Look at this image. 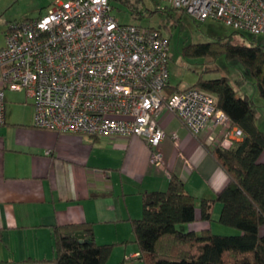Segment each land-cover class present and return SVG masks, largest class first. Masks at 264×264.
I'll use <instances>...</instances> for the list:
<instances>
[{
	"label": "built area",
	"instance_id": "built-area-1",
	"mask_svg": "<svg viewBox=\"0 0 264 264\" xmlns=\"http://www.w3.org/2000/svg\"><path fill=\"white\" fill-rule=\"evenodd\" d=\"M192 19H208L253 36L264 35V0H162ZM169 40L157 30L119 23L109 0H55L34 19L13 22L0 47V125L5 90L23 91L35 128L93 137H140L150 162L164 169L157 149L166 133L162 110L190 135L208 125L206 144L229 146L242 137L198 87L170 94ZM171 140L177 144L176 134ZM165 170V169H164Z\"/></svg>",
	"mask_w": 264,
	"mask_h": 264
},
{
	"label": "crops",
	"instance_id": "crops-1",
	"mask_svg": "<svg viewBox=\"0 0 264 264\" xmlns=\"http://www.w3.org/2000/svg\"><path fill=\"white\" fill-rule=\"evenodd\" d=\"M11 116L6 106L0 125V264H46L54 256L52 227L83 222L92 223L97 243L114 244L105 264H143L130 219L141 216V194L164 190L169 175L180 178L195 198L196 219L184 227L214 232L211 221L220 204L214 203L211 220L203 221L199 202L227 183L205 147L207 134L219 128L208 125L192 136L177 117L162 110L158 122L166 137L157 149L164 170L151 164L150 149L138 136L61 133L35 128L32 115L24 122ZM104 151L112 157L108 165L98 159ZM259 159L264 161V153ZM218 231L236 233L228 227Z\"/></svg>",
	"mask_w": 264,
	"mask_h": 264
},
{
	"label": "trees",
	"instance_id": "trees-1",
	"mask_svg": "<svg viewBox=\"0 0 264 264\" xmlns=\"http://www.w3.org/2000/svg\"><path fill=\"white\" fill-rule=\"evenodd\" d=\"M113 1L125 3L134 18L157 15L159 28H147L161 33L164 28L169 35L184 27L185 12L168 6L159 8L158 0H150L151 10L145 8L142 0H109L110 6ZM193 21L198 27L200 22ZM235 34L243 41L233 42ZM180 54L185 59L223 58L247 74L235 80L226 75L205 78L203 74L214 69L204 70L195 84L183 88L171 86L168 76L166 87L168 94L198 87L213 95L216 109L242 133L229 146L205 144L227 176V183L214 197L201 198L199 202L200 220H211L212 207L217 202V222L236 233L220 234L209 228L199 232L185 230L184 226L196 219L195 198L180 178L169 175L164 190L141 194V216L130 219L138 259L143 264H264V161L259 159L264 153V130L258 126L254 100L240 92L249 77L264 107V43L256 36L232 30L205 42L186 43ZM51 236L54 256L44 260L46 264H105L114 246L97 243L90 222L55 225Z\"/></svg>",
	"mask_w": 264,
	"mask_h": 264
},
{
	"label": "rangeland",
	"instance_id": "rangeland-1",
	"mask_svg": "<svg viewBox=\"0 0 264 264\" xmlns=\"http://www.w3.org/2000/svg\"><path fill=\"white\" fill-rule=\"evenodd\" d=\"M54 1L55 0H0V47L4 45V33L10 23L36 18L45 12L46 8H48ZM142 3L148 10L153 8L150 0H142ZM111 6V13L116 17L119 23L159 28L160 19L155 14L151 17L146 14L142 17L134 18L131 16L130 9L125 3L113 1ZM158 6L159 8H163L167 6V4L162 0H158ZM183 16L184 27L181 30L176 29L168 35L169 31H165L164 28L161 29L163 34L169 36L168 76L171 86L183 88L193 85L196 83V80L201 72L204 70L210 71L211 69H214V71L208 73L204 72L205 74H203V76L205 78H214L226 75L229 76L231 80H235L242 78V74L247 76L245 71H242L239 66H236L231 62L227 63L223 60V58L218 60L183 58L180 54V49L184 44L192 42H205L218 35H222L225 31H232L231 29L226 28V26L222 23L210 19L200 22L197 27L193 19L188 14L185 13ZM256 39L264 43V35H258L256 36ZM242 41L243 40L238 34L234 35L233 42ZM246 80V82L242 80L245 84L243 85L241 92L246 93L254 100L258 117L257 123H260V125L258 124L259 128L264 130V107L262 106L261 99L254 90L250 78L246 77ZM4 95L7 100V110L11 112L12 119L18 122H24L31 119L33 108L29 100L26 99L23 91L5 90ZM100 149L101 147L97 148V151H100ZM111 158V155L107 151H104V154L98 156V159L107 165L109 164L108 162ZM217 218L213 217L211 221L214 232L221 228L225 229L226 227L219 224L217 222ZM185 230H188V228H185ZM218 233H220V231H218ZM138 263L141 262L138 261Z\"/></svg>",
	"mask_w": 264,
	"mask_h": 264
},
{
	"label": "water",
	"instance_id": "water-1",
	"mask_svg": "<svg viewBox=\"0 0 264 264\" xmlns=\"http://www.w3.org/2000/svg\"><path fill=\"white\" fill-rule=\"evenodd\" d=\"M77 236H78L80 239L82 238V235H80V234H79V235H77Z\"/></svg>",
	"mask_w": 264,
	"mask_h": 264
}]
</instances>
